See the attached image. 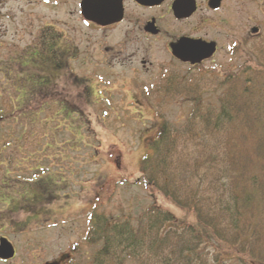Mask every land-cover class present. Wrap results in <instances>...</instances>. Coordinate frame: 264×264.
Here are the masks:
<instances>
[{
	"label": "rangeland",
	"instance_id": "374dc122",
	"mask_svg": "<svg viewBox=\"0 0 264 264\" xmlns=\"http://www.w3.org/2000/svg\"><path fill=\"white\" fill-rule=\"evenodd\" d=\"M21 2L23 14L18 17L20 12L16 13L15 23L0 22L1 31L8 27L0 37V62L5 63L8 58L9 70L16 74L19 65L11 63L17 60V53L24 56L32 62L20 69L27 80L46 74V69L34 67L35 63L49 58L54 64L60 61L64 67V62L77 51L80 54L73 64L75 71L79 75L91 74L94 67L81 62L85 49L91 60L97 56L100 31L75 19L49 24L50 33L36 38L37 26L41 24L34 15H40L39 8L27 6L25 0ZM8 3L14 4L10 0ZM111 35L112 41L123 38L119 30ZM130 51L124 50L122 56L126 57ZM260 52H264V32L259 40H249L246 54L254 57ZM246 54L239 53L236 61ZM141 56L132 58L128 66H114L120 78L131 76L130 68H139L138 84L125 87L120 83H95L82 98H67L70 107L62 104L65 114L59 113L56 104H50L39 114L17 111L15 87L20 89L19 85L24 86L28 81L18 79L15 83L19 85L11 86L13 80L4 82L0 75V108L3 109L0 115L4 117L0 120V237H6L15 248V256L8 261L0 260V264H57L65 261L61 259L70 256L72 248L79 243L87 260L91 249L82 239L88 229L87 214L98 194L102 212L114 216L136 217L155 204L180 220L189 219L181 208L150 192L140 181L139 159L146 152L145 139L157 129L156 115L182 122L189 111L185 100L155 92L162 82H157L161 78L158 63L167 60L162 44L153 42L146 55L153 62L149 71L141 69ZM215 58V63L234 62L223 52ZM178 68L181 74L189 71L185 66ZM144 82L148 86H142ZM29 83L39 85L37 80ZM76 89L74 84L66 88L70 93ZM34 195L51 197H46L43 204H36Z\"/></svg>",
	"mask_w": 264,
	"mask_h": 264
},
{
	"label": "trees",
	"instance_id": "16d2710c",
	"mask_svg": "<svg viewBox=\"0 0 264 264\" xmlns=\"http://www.w3.org/2000/svg\"><path fill=\"white\" fill-rule=\"evenodd\" d=\"M253 56L241 69L196 68L156 86L157 95L185 100L189 111L182 122L156 115L140 181L189 221L155 204L136 217L107 214L98 194L82 239L87 260L79 243L57 264L264 262V52ZM54 99L24 98V113L39 114Z\"/></svg>",
	"mask_w": 264,
	"mask_h": 264
},
{
	"label": "flooded vegetation",
	"instance_id": "af4514ba",
	"mask_svg": "<svg viewBox=\"0 0 264 264\" xmlns=\"http://www.w3.org/2000/svg\"><path fill=\"white\" fill-rule=\"evenodd\" d=\"M10 1H13L14 4H9L8 0H0V22L13 24L17 19L16 13L20 12L18 17L23 14L24 4L21 1L24 0H17V3L16 0ZM25 1L27 6L39 8L40 15H34L37 22L41 24L37 26L36 38L41 39L50 33L49 24L74 21L75 19L86 27H93L100 31L101 37L98 39L100 46L95 52L97 56L91 60L87 49L83 53L81 65L87 64L94 67L89 75H79L75 71L73 64L79 60L80 54L77 51L71 54V59L64 62V67L60 66V61L54 64L49 58L40 64L35 63L33 66L38 68L42 66L46 69V74L40 77L36 75V77L33 76L27 80H25L23 70L20 69L30 66L32 62H28L24 56L21 57L17 53L20 58L17 56V60L11 63L19 65L16 74L9 70L10 60L8 58L5 63L0 62V75L4 82L13 80L11 86H18L19 83H15V80L28 81L24 83V86L20 84L19 86H22L20 89L15 87L16 98H18V102L15 99L18 104L17 111L23 113L24 98H55L49 105L56 104L55 106L58 108L65 109L62 104L70 103L67 98H82V95L88 94V90L95 83L107 85L120 83L125 87L130 83H137L136 75L140 71L139 68H130L131 76L123 75L120 78L114 71L116 70L114 66H128L132 58L142 54L139 59L141 69L149 71L153 67V62L146 55L148 51L150 52L153 42H160L167 55L166 61L158 63L161 70H156L160 71L161 78L157 79V82L166 80L174 73L182 78L186 73L181 74L177 71L180 66H185L189 70L188 72L194 71L196 68L241 69L248 61L249 56L246 52L249 40H259L264 32V0H100L94 3L99 5L95 6V11L103 15L101 20L110 22L106 25H100L87 19L88 14L92 11L89 4L86 5L88 0ZM118 17L119 19H117ZM7 28L2 31L0 29V37ZM114 30L122 32L121 40L112 41L110 39ZM108 33L109 36H106ZM181 39L213 45L214 53L201 59H197V54L187 53L188 51L184 52L182 56H177L174 54V50L176 51L177 48L174 49V47ZM69 45L72 46L71 43ZM124 50H131L126 57L122 56ZM221 52L228 54L229 61L233 59L234 62L215 63V57ZM239 53L246 55L242 60L236 61ZM35 80L39 82V85L29 83ZM149 83L144 82L142 86H148ZM73 84L78 89L74 93H70L66 88L68 86L72 88ZM2 112L3 109L0 108V113ZM2 119L4 117L0 115V120Z\"/></svg>",
	"mask_w": 264,
	"mask_h": 264
},
{
	"label": "water",
	"instance_id": "95a60500",
	"mask_svg": "<svg viewBox=\"0 0 264 264\" xmlns=\"http://www.w3.org/2000/svg\"><path fill=\"white\" fill-rule=\"evenodd\" d=\"M100 0H88L86 1V5L89 4L91 7V12L88 14L87 19L92 20L94 23L100 25H106L110 23L108 20H101L103 15L96 13L94 3L99 2ZM119 19V17L117 18ZM113 21V20H112ZM177 48V49H176ZM174 54L177 56H182L184 52L188 51L187 53H191L197 56V59L206 58L214 53V46L213 45H204L199 41L189 40V39H181L176 47H174ZM178 50V52H177ZM15 256V248L13 244L6 238L0 237V260L1 261H8Z\"/></svg>",
	"mask_w": 264,
	"mask_h": 264
}]
</instances>
